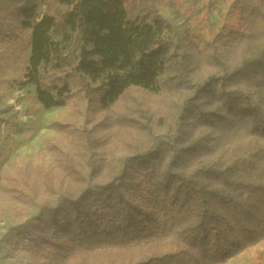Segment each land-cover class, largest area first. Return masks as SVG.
<instances>
[{
  "label": "trees",
  "instance_id": "16d2710c",
  "mask_svg": "<svg viewBox=\"0 0 264 264\" xmlns=\"http://www.w3.org/2000/svg\"><path fill=\"white\" fill-rule=\"evenodd\" d=\"M53 1L77 21L72 59L45 0H0V44L25 42L37 101L70 108L48 160L0 176V212L36 211L5 245L22 264H223L263 241L264 0H232L240 26L201 46L168 0Z\"/></svg>",
  "mask_w": 264,
  "mask_h": 264
},
{
  "label": "rangeland",
  "instance_id": "374dc122",
  "mask_svg": "<svg viewBox=\"0 0 264 264\" xmlns=\"http://www.w3.org/2000/svg\"><path fill=\"white\" fill-rule=\"evenodd\" d=\"M43 9L54 17L52 38L62 52L72 59L77 52V21L71 14V5L45 0ZM232 0H168L158 5V12L174 24L180 36H188L196 45L210 39L223 24L240 26L236 12L229 10ZM29 47L25 42L0 44V176L14 161L22 158L48 160L42 157L45 137L54 131L51 124L63 118L70 108L58 106L43 108L36 98L35 85L25 82ZM132 93L143 95L133 88ZM0 212V262L22 264L25 254L14 252L5 245L4 236L14 228L20 216L28 217L36 211L23 210V205L2 204ZM223 264H264V240L249 246Z\"/></svg>",
  "mask_w": 264,
  "mask_h": 264
}]
</instances>
